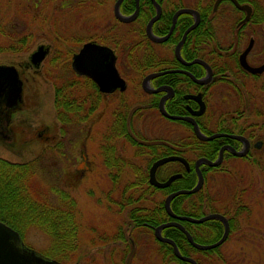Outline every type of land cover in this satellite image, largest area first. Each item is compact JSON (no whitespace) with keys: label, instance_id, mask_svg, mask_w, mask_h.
Here are the masks:
<instances>
[{"label":"rangeland","instance_id":"374dc122","mask_svg":"<svg viewBox=\"0 0 264 264\" xmlns=\"http://www.w3.org/2000/svg\"><path fill=\"white\" fill-rule=\"evenodd\" d=\"M70 1L0 0V21L7 30L5 35L0 30V66L16 67L23 82V101L8 115L12 140L0 137V159L14 164L38 159L42 167L33 184L43 191L42 197L50 196L60 204L64 201L60 200V191H64L75 198L80 231L76 236L77 250L69 264H164L163 256L155 254L157 248L160 251L157 244L144 231L134 233V222L130 219L135 210L151 211L163 204L167 195L141 183L142 175L148 176L151 166L146 162L148 154L140 152L138 145L124 137L118 142L123 160L119 170L108 167L103 155L106 136L117 121L114 113L118 99L104 98L87 121L66 133L58 118L57 88L73 83L74 55L91 37L99 39L105 35L100 16L92 17L101 0L85 3L74 0L65 8L63 5ZM18 44L22 47L19 52L4 49L9 45L17 48ZM42 46L49 52L36 67L31 59ZM133 89L123 96L130 109L125 114L128 133L136 142L153 141L162 135L157 128L159 122L149 111L143 112L145 118L138 119L135 109L148 99L141 92L135 95ZM82 95H87L85 89ZM67 99H61L62 108L58 109L62 114L67 109L64 106L69 102ZM241 111H246L247 120H240L238 127H248L256 138H264V115H255L264 113V97L260 96L250 108L244 103L211 100L207 126L211 130L231 126V119H224V114L236 116ZM80 112L83 118L85 115ZM165 126L169 127L174 142L188 133L187 128L177 123L161 122L159 128ZM189 157L195 159L197 154ZM252 160L259 163H224L221 169L205 170L207 178L202 187L205 200H199V204H203L205 215L211 213L210 206L218 208L233 226L228 241L218 250L219 259L205 264H264V150L253 151ZM57 172H62L61 178L47 174ZM164 172L160 175L166 178L172 171ZM194 201L185 199L187 204ZM133 237L137 240L135 246L130 242ZM23 241L42 255L52 245L51 238L37 229H31Z\"/></svg>","mask_w":264,"mask_h":264},{"label":"flooded vegetation","instance_id":"af4514ba","mask_svg":"<svg viewBox=\"0 0 264 264\" xmlns=\"http://www.w3.org/2000/svg\"><path fill=\"white\" fill-rule=\"evenodd\" d=\"M86 1L80 0V3ZM73 2L74 0H71L63 6L69 8ZM117 2L118 0L99 1L97 12L92 14V17L100 16L104 22L101 30L105 35L99 39L96 36L91 37L88 43L107 46L114 52L116 69L125 81V87L102 92L95 81L83 76L95 86V96L91 95V89L87 93L88 116H92V113L99 109L104 98L118 99L114 113L117 125L115 124V127L109 131L103 147V155L108 167L118 170L121 168L122 151L119 152L118 142L124 137L128 142L134 143L133 145H138L139 150H142L140 152L148 154L146 162L151 163L149 173L154 163L166 158H178L164 162L166 164L157 169L156 178L161 183L166 182L173 175H181L178 179L184 177L185 181V175L190 171L182 163H190V167L191 163H220L217 167H210L213 170L221 169L224 163H259L252 160L253 151L260 153L264 150V138H256V133L254 134L248 127H238L240 120H247L246 111L236 113L238 114L236 116L224 114V119L230 118L233 126L211 130L206 121L210 119L208 113L211 100L227 104L232 101L238 104L244 103L246 108L247 106L250 108V104L258 96L264 97V0H124L118 9ZM150 25L151 29H149ZM73 74L78 76L74 70ZM153 74L161 75L147 80V77ZM130 88H134L135 95L141 92L148 99L147 103L135 109V114H139L138 119L143 117V112L149 111L155 116L159 125L161 122L180 124L188 129L187 135H180L174 142L169 127L159 128L158 125L157 128L162 133L158 135L160 137H156L153 141H133L128 128H125L130 109L123 101L125 92ZM126 112H128L127 117H125ZM259 114L264 115L262 112L255 115ZM170 117L193 119L203 135L219 136L213 140H202L197 136L193 124ZM8 121L9 119L6 125ZM191 154H197V158H190ZM173 166L176 169L173 170ZM193 169L195 170V164ZM200 169L204 176L203 169H207L206 165H202ZM168 171L172 172L166 175V178L160 175ZM143 180L149 187L155 189V192L159 189V192L167 193L165 200L174 193L170 191L173 183L166 188L155 187L150 184L149 174L148 178L143 177ZM165 200L163 208L167 215L166 222L156 226L144 223V227L140 228L130 216L134 222L132 228L134 233L137 231L148 233L160 251L162 246L169 244L158 239L156 231L158 227L168 223H180L199 244H215L222 238L225 226L220 220L217 221L223 225L221 234L218 225L206 224L209 221L195 224L172 217L165 208ZM200 200L203 202L204 197L202 196ZM183 201L180 203L181 209L188 206L185 199ZM139 210H148V214L154 218L157 207L151 211ZM175 214L191 217L184 213ZM221 215L228 219L229 238L233 226L226 215ZM171 229H176L178 232ZM161 235L163 239L173 240L172 237H177L181 241L183 236L186 240L184 245L196 249L179 228H164ZM130 242L134 246L135 243L137 244L134 237ZM223 244L212 249L217 251L215 254L203 255L201 257L203 264L209 260H218V250ZM187 248L190 250L189 247ZM160 251L157 248L155 254L162 255ZM209 251L211 250L202 252L209 253ZM184 256L194 259L199 264L196 259L198 255L193 251L190 255ZM184 264L190 263L184 262Z\"/></svg>","mask_w":264,"mask_h":264},{"label":"trees","instance_id":"16d2710c","mask_svg":"<svg viewBox=\"0 0 264 264\" xmlns=\"http://www.w3.org/2000/svg\"><path fill=\"white\" fill-rule=\"evenodd\" d=\"M2 28L0 30L5 35L3 21H0ZM13 25V24H12ZM5 51L19 52L22 50L21 44L9 45L8 48H4ZM17 49V50H16ZM3 50V49H2ZM2 52V51H1ZM69 82H67L68 84ZM86 91V94L92 90L91 95L95 96V86L94 84L87 79L86 77H78L74 75L73 83L68 84V87H58L57 88V102L56 108L58 110V118L62 122V128L66 130H71L79 126L81 123L88 120L87 112V100L88 94L82 95V92ZM68 98V104H64L67 109L62 110L63 114L60 112L62 108L61 99ZM73 99V100H71ZM60 110H59V109ZM74 108V109H72ZM80 111L84 113V117H80ZM72 114L69 116L68 114ZM93 114V113H92ZM75 115V116H74ZM77 115V116H76ZM126 122V121H125ZM188 127L192 128L190 125ZM125 128L126 124H125ZM39 160L35 159L32 162L25 164H14L10 163L4 159H0V221L4 222L8 226L16 230L23 239H25L26 234L31 229H37L48 235L52 240V245L50 249L44 253V256L49 259L57 260L64 264H69L71 258L74 256V252L77 250V240L76 236L80 231L78 221L76 222L75 212V198L68 192L60 191L62 202L55 203L54 199L50 196L42 197L43 191L39 190L36 185L33 184V179L38 175L39 170L41 169V163H38ZM194 164L191 163L192 170L185 175L184 177L171 187V192L179 190H191L195 187L198 181V175L193 169ZM210 171L213 170L210 167L206 166ZM56 173H47L50 176L61 178V174ZM205 178H207L206 171L203 170ZM142 177L148 178L147 175H142ZM145 181H142L143 183ZM205 188V187H204ZM202 189L199 193L194 195H185L177 197L171 204L172 210L176 213H184L185 215L201 218L204 214V206L199 204L201 197L205 189ZM52 190L55 191V186L52 185ZM160 191L159 189H156ZM46 195V194H44ZM48 195V194H47ZM184 199H195L194 202L188 204L187 208L181 209V201ZM200 200V201H199ZM205 200V199H204ZM209 206V205H208ZM211 213L220 212L218 208L209 207ZM185 210V212H184ZM74 212V213H72ZM131 217L138 224V227L143 228L144 223L149 225H159L163 222H166V213L163 208V204L158 205L156 216L152 218L148 214V210H135ZM214 223L219 226L220 234L223 232V225L219 221H209L206 224ZM174 232H178L176 229H171ZM182 241L177 237H172V239L178 245V248L182 255H190L193 251L196 256L199 264H203L201 257L207 254H215L216 250H211L209 253H205L196 249H192L190 245L185 246L183 236ZM181 239V238H180ZM187 247L190 248V251ZM162 255L164 259V264H184L183 261L179 260L173 254V249L169 245L162 246ZM160 251V252H161Z\"/></svg>","mask_w":264,"mask_h":264},{"label":"water","instance_id":"95a60500","mask_svg":"<svg viewBox=\"0 0 264 264\" xmlns=\"http://www.w3.org/2000/svg\"><path fill=\"white\" fill-rule=\"evenodd\" d=\"M124 0H118L117 9ZM127 21V19H122ZM151 29V25L149 26ZM49 49L44 47L39 48V52L33 54L32 64L39 67L46 57ZM72 68L78 76H87L95 81L102 92H109L113 88H124L125 81L119 76L116 69V56L114 52L107 46H101L96 43H86L78 54L73 57ZM165 74V73H162ZM161 74H153L147 77V80ZM111 76V77H110ZM113 81V83H111ZM23 83L20 78V73L14 66H0V137L7 141L12 140V136L8 131V125L5 123L8 120L10 111H13L23 101ZM202 112V111H201ZM172 119H181L193 124L197 136L202 140H213L219 135L207 137L200 131L199 125L190 118L170 117ZM178 160L177 157L166 158L154 163L150 169V184L158 188H166L170 186L181 175H173L166 182L161 183L156 178L157 169L166 164L164 162L170 160ZM188 170H191L190 163H182ZM220 163H195V171L198 174V181L196 186L191 190H180L170 194L165 200V208L167 212L174 218L179 220H187L191 223L202 224L210 220H220L224 226L225 231L222 238L215 244L203 245L194 241L192 236L187 232L180 223H168L157 228L156 234L158 239L164 241L173 247L174 255L181 261L190 264H198L194 259L185 257L181 254L177 244L173 240L163 239L161 232L167 227H176L183 231L190 243L198 250L207 251L221 246L229 235L228 219L221 214H209L202 218L182 217L175 214L172 210V201L182 195H193L198 193L204 184V176L200 170L202 165L209 167H217ZM0 264H61L54 259L46 258L35 250L29 248L23 241L22 236L13 228L0 221Z\"/></svg>","mask_w":264,"mask_h":264},{"label":"bare ground","instance_id":"6f19581e","mask_svg":"<svg viewBox=\"0 0 264 264\" xmlns=\"http://www.w3.org/2000/svg\"><path fill=\"white\" fill-rule=\"evenodd\" d=\"M111 77V76H110ZM21 78V77H20ZM22 81V80H21ZM23 83V82H22ZM206 166H208V165H206ZM4 223V222H3ZM12 228V227H11ZM59 263H61V262H59ZM61 264H63V263H61Z\"/></svg>","mask_w":264,"mask_h":264}]
</instances>
